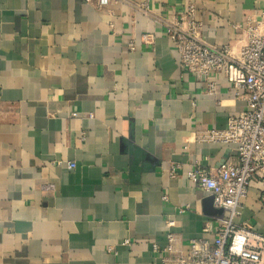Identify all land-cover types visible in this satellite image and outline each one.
<instances>
[{
	"label": "crops",
	"instance_id": "0c3cea01",
	"mask_svg": "<svg viewBox=\"0 0 264 264\" xmlns=\"http://www.w3.org/2000/svg\"><path fill=\"white\" fill-rule=\"evenodd\" d=\"M182 2L0 0V264H175L152 250L168 232L169 259L213 239L223 214L185 174L236 160V146L201 136L245 105L222 75L208 95L179 68L162 22ZM195 3L202 38L220 47L264 10ZM261 195L250 182L236 222L264 235Z\"/></svg>",
	"mask_w": 264,
	"mask_h": 264
},
{
	"label": "built area",
	"instance_id": "2783aa9c",
	"mask_svg": "<svg viewBox=\"0 0 264 264\" xmlns=\"http://www.w3.org/2000/svg\"><path fill=\"white\" fill-rule=\"evenodd\" d=\"M195 2L183 0L178 16L164 20L162 25L179 56L181 70L205 81L208 95L215 94L216 86L207 80L214 74L222 75L233 97L244 102V109L230 116L223 129L212 128L201 136L204 142L236 146V160L208 168L195 164L185 174L188 182L206 193L213 207L223 214L213 239L190 240L185 254L169 259L175 240L168 232L166 247L153 246L152 250L166 254L163 259L175 264H264V235L251 222H236L250 182L261 185L264 198V10L237 26L240 35L233 45L220 47L202 38ZM97 3L105 6L108 0ZM136 10L145 17L149 15L144 4L136 6ZM67 167L74 168V164L68 162ZM177 170L178 166H172L169 176L177 177ZM186 209L187 206L179 213ZM172 224L166 221L167 228ZM209 231V227L203 229L205 233Z\"/></svg>",
	"mask_w": 264,
	"mask_h": 264
}]
</instances>
